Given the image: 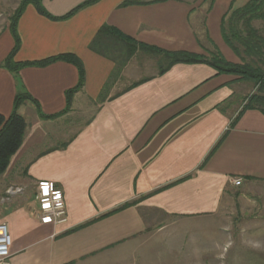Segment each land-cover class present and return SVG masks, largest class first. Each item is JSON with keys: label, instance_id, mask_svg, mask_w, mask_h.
<instances>
[{"label": "crops", "instance_id": "0c3cea01", "mask_svg": "<svg viewBox=\"0 0 264 264\" xmlns=\"http://www.w3.org/2000/svg\"><path fill=\"white\" fill-rule=\"evenodd\" d=\"M20 1L0 23V115L17 94L36 104L18 108L27 129L0 176L8 264H264V114L241 112L236 77L205 63L160 73L146 60L157 55L138 46L197 55L213 47L237 63L222 25L249 0L26 6L14 62L73 55L79 88L70 62L4 67ZM255 29L264 35L263 23ZM49 189L62 192L65 225L40 217L36 196Z\"/></svg>", "mask_w": 264, "mask_h": 264}, {"label": "trees", "instance_id": "16d2710c", "mask_svg": "<svg viewBox=\"0 0 264 264\" xmlns=\"http://www.w3.org/2000/svg\"><path fill=\"white\" fill-rule=\"evenodd\" d=\"M40 1L41 0H21L18 7L9 17L10 29L15 41V45L11 53L5 59L3 65L10 71L16 72L18 69L26 66H44L55 61L70 62L75 65L79 71V82L77 85V88H79L83 84V70L80 61L73 55H60L37 62H14V56L19 47V40L16 34L17 21L28 5H32L39 12L45 13ZM95 1L96 0H88L77 9ZM76 10L69 13L64 18L71 16ZM261 19H264V0H249L243 8L232 11L222 25L224 41L230 47V49L234 51V53H236V55L242 61L245 62L243 65H234L227 62L220 53L213 54L210 59H207L202 55L188 52H167L146 45L139 44L138 46H141L145 50L150 51L162 58L166 64L164 68L160 66V73L164 72L175 63H205L213 67L218 74L238 75L243 79H249L259 83L262 85L259 93L251 96L248 99L249 101H247V103L244 105L241 112L249 109H256L264 114V54H260L264 52V35L251 26L252 21ZM227 24L229 29L228 33L225 32ZM109 32L112 35H115V32L118 31L113 29ZM118 36L119 38L123 37L121 33H119ZM128 40L131 41L129 38ZM131 47L132 48L128 51L129 55L137 49V47L134 45ZM255 54L258 58V66H254V62L252 60L248 63L245 61V56L252 58V56ZM27 100H30L36 104L29 95L17 94L13 100V109L11 114L8 117H3L0 115V176L8 167L11 157L18 150L24 138L27 124L24 118L20 116L17 111L18 108Z\"/></svg>", "mask_w": 264, "mask_h": 264}, {"label": "built area", "instance_id": "2783aa9c", "mask_svg": "<svg viewBox=\"0 0 264 264\" xmlns=\"http://www.w3.org/2000/svg\"><path fill=\"white\" fill-rule=\"evenodd\" d=\"M231 184L235 187L242 185L241 178L231 179ZM39 202L40 217L50 219L53 225H65L67 223V213L62 192L59 189H49L36 196ZM11 236L8 225L0 222V264H8L10 258Z\"/></svg>", "mask_w": 264, "mask_h": 264}, {"label": "rangeland", "instance_id": "374dc122", "mask_svg": "<svg viewBox=\"0 0 264 264\" xmlns=\"http://www.w3.org/2000/svg\"><path fill=\"white\" fill-rule=\"evenodd\" d=\"M14 4H16V0H0V23H1L2 18H5L7 15H9L11 13V8H12V6ZM261 23L264 24V19L252 21L251 22V26L253 28H256L258 26L260 27ZM225 32H227V33L229 32L228 24L226 26ZM209 52H210L209 54L202 55V56H204L207 59H210L213 56V54H217L218 53L217 49L214 50L213 47L210 48ZM232 53L234 54L235 59L238 60L237 63L229 62L224 57L223 58L227 62H229L231 64H234V65H243L245 63L244 61H242L236 55V53H234V51H232ZM260 54L263 55L264 52L260 53ZM157 56L155 57L154 55H150V56L146 57V60H148L150 63H152V62L154 63L155 60H157L159 66H163L164 64H166V63H164V61L162 60V58L160 56H158V58H157ZM257 59L258 58H257L256 54L253 55L252 58H250L248 56L247 57L245 56V61L248 63V62H250L252 60L254 62V66H258V60ZM140 62H142V60H140ZM127 74L133 78V75H132L133 74V70L131 68L128 71H126V75ZM146 74H148V73L146 72L143 75H146ZM229 75H232V74H229ZM232 76L236 77L237 81H240V84H239V87H238L239 91H238V94L235 95V101H236V103H238L237 104L238 107L243 108L244 105L247 103V101H249L248 99L251 96L259 93V90L261 89L262 85H260L257 82L251 81L249 79H247V80L243 79V78H241V76H238V75H232ZM11 191H13V189H9V192H11ZM228 260H229V258H228Z\"/></svg>", "mask_w": 264, "mask_h": 264}]
</instances>
